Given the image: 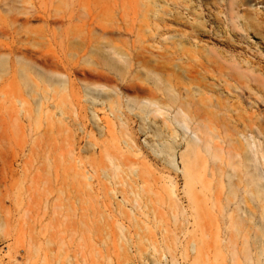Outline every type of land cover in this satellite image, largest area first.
Segmentation results:
<instances>
[{
	"label": "rangeland",
	"instance_id": "374dc122",
	"mask_svg": "<svg viewBox=\"0 0 264 264\" xmlns=\"http://www.w3.org/2000/svg\"><path fill=\"white\" fill-rule=\"evenodd\" d=\"M185 1L209 34L174 21L177 10L196 20ZM228 2L0 0V264H27L39 195L53 223L90 226L73 237L98 264H264L263 211L219 195L212 156L196 154L190 181L143 143L186 147L148 101L183 106L216 145L218 82L201 66L225 46L206 5ZM251 113L262 121L264 105Z\"/></svg>",
	"mask_w": 264,
	"mask_h": 264
},
{
	"label": "bare ground",
	"instance_id": "6f19581e",
	"mask_svg": "<svg viewBox=\"0 0 264 264\" xmlns=\"http://www.w3.org/2000/svg\"><path fill=\"white\" fill-rule=\"evenodd\" d=\"M263 6L264 0H229L224 10L217 4L219 13L214 14L206 5L211 20L221 29V42L225 46L211 63L213 67L201 66L218 82L216 145L212 146L215 142L200 134V126L203 125L195 122L196 116L193 118L183 106L166 107L148 101L143 105L152 108L157 115H166L169 122L182 132L186 147L178 151L181 146L173 139L172 143L169 140L160 143L144 140L143 143L190 181L194 179L192 163L196 154L200 150L208 152L215 161L213 175L219 195H235L237 201L233 207L248 215V211H263L261 218L264 222V118L258 121V115L251 113L257 106L264 105ZM184 7L196 20L177 10L171 15L174 21L187 25L193 37L198 32L209 34L211 31L205 23L204 12L188 5L187 1ZM164 25L167 27L166 22ZM91 102L96 103L97 99L92 98ZM93 116L92 120H96L94 113ZM142 134L151 137L147 133ZM189 190L188 196L195 209V192L192 188ZM171 191L172 197L178 201L175 189ZM44 201L48 203L49 197H33L27 208V264H98L89 258L81 240L73 237L85 228L90 230V226L85 224L81 228L68 221L53 223L49 207L43 206ZM214 201L215 204L216 199ZM191 246L192 252L196 253L197 244L194 242ZM149 261L151 264H164L152 256Z\"/></svg>",
	"mask_w": 264,
	"mask_h": 264
},
{
	"label": "built area",
	"instance_id": "2783aa9c",
	"mask_svg": "<svg viewBox=\"0 0 264 264\" xmlns=\"http://www.w3.org/2000/svg\"><path fill=\"white\" fill-rule=\"evenodd\" d=\"M144 136H145V135H144ZM146 139H147V137L144 138V140H146ZM144 140H143V141H144Z\"/></svg>",
	"mask_w": 264,
	"mask_h": 264
}]
</instances>
